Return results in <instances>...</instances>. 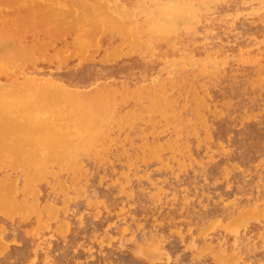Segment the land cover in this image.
<instances>
[{
    "label": "rangeland",
    "instance_id": "rangeland-1",
    "mask_svg": "<svg viewBox=\"0 0 264 264\" xmlns=\"http://www.w3.org/2000/svg\"><path fill=\"white\" fill-rule=\"evenodd\" d=\"M0 69V264H264V0H0Z\"/></svg>",
    "mask_w": 264,
    "mask_h": 264
},
{
    "label": "bare ground",
    "instance_id": "bare-ground-1",
    "mask_svg": "<svg viewBox=\"0 0 264 264\" xmlns=\"http://www.w3.org/2000/svg\"><path fill=\"white\" fill-rule=\"evenodd\" d=\"M59 1V0H58ZM54 3V2H53ZM106 10V9H105ZM76 12V11H75ZM158 12V11H157ZM104 13H105V11H104ZM103 14V13H102ZM107 14V13H106ZM109 15V14H108ZM180 16V15H179ZM109 18H110V16H109ZM112 19V18H111ZM164 19V18H163ZM165 20V19H164ZM163 21V20H162ZM114 25H117V24H114ZM112 27H113V24L111 25ZM10 27H11V25H10ZM158 27H160V26H158ZM161 29L160 30H163V29H165V28H167L165 25L164 26H162V27H160ZM4 29V28H3ZM6 29V28H5ZM152 33V32H151ZM13 35V34H12ZM157 36V35H156ZM6 37V36H5ZM11 37H13V36H11ZM9 38V37H8ZM12 40V39H11ZM9 43V42H8ZM12 47V46H11ZM77 49V48H76ZM78 50V49H77ZM19 51V50H18ZM17 53V52H16ZM4 55V54H3ZM7 55V54H6ZM11 55H12V53H11ZM14 55V54H13ZM17 55H18V53H17ZM9 57H10V55H8ZM7 56V57H8ZM2 58V57H1ZM15 58V57H14ZM8 59V58H7ZM11 59V58H10ZM23 59V58H22ZM18 60V59H17ZM5 61V60H4ZM9 61V60H8ZM83 61V60H82ZM7 62V61H6ZM17 63H19V62H17ZM24 63V62H23ZM10 65H12V64H10ZM17 65H19V64H17ZM18 68V67H17ZM1 70V69H0ZM18 70V69H17ZM6 72V71H5ZM3 73V72H2ZM7 74V73H6ZM12 74V73H11ZM3 76H4V74H3ZM14 76V75H13ZM259 77V76H258ZM258 77H257V79H258ZM256 78V77H255ZM174 80V79H173ZM172 80V81H173ZM5 81V80H4ZM169 81V80H168ZM3 84V83H2ZM4 84H5V82H4ZM7 84V83H6ZM9 85V84H8ZM16 86V85H15ZM16 88V87H15ZM26 88V87H25ZM157 88V87H156ZM29 89V88H28ZM22 90V89H21ZM106 90V89H105ZM164 90V89H163ZM11 91V90H10ZM13 91V90H12ZM11 91V92H12ZM24 91V90H23ZM29 91H30V89H29ZM36 91V90H35ZM34 91V92H35ZM72 91V90H71ZM21 93L23 94V92L21 91ZM26 93H27V91H26ZM39 93V92H38ZM41 93H43V91H41ZM41 93H39V94H41ZM70 93V92H69ZM77 93V92H76ZM5 94V93H4ZM14 94H15V92H14ZM19 94V93H18ZM28 94H29V92H28ZM72 94V93H71ZM74 94V93H73ZM17 95V94H16ZM21 95V94H20ZM31 95V94H30ZM76 95V94H75ZM260 95V94H259ZM2 96V95H1ZM10 96H11V93H10ZM22 96V95H21ZM37 96V95H36ZM35 96V97H36ZM69 96V95H68ZM82 96H84V95H82ZM115 96V95H114ZM5 97V96H4ZM32 97V96H31ZM96 97V96H95ZM2 98V97H1ZM17 98V97H16ZM22 98H23V96H22ZM28 98V97H27ZM99 98V97H98ZM5 100H6V98H5ZM22 100H24V99H22ZM103 100V99H102ZM7 101V100H6ZM1 102V101H0ZM255 102V101H254ZM31 103V102H30ZM247 104V103H246ZM32 105V104H31ZM0 108H3V109H5V110H7V109H11V108H14V109H16V112H17V115H22L24 112H23V109L20 107V104L17 102V103H7V102H5V103H1L0 104ZM30 106V105H29ZM26 108H27V106H26ZM30 108H31V106H30ZM1 110V109H0ZM2 111V110H1ZM27 111H29V110H27ZM25 114V113H24ZM4 116H6L5 114H4ZM19 116H15V117H13L12 119H10V118H8L9 120H7V119H4L3 117L1 118L0 117V140L1 141H3V140H5V138H7V137H11V138H14V140H21V139H26V135H32L33 133H34V131L32 132L31 130H30V128H27L26 127V125H28L29 123H27L28 122V120H26V119H24V118H20ZM27 116V115H26ZM12 117V116H11ZM258 117V116H257ZM2 125H8L9 127H7V129L6 130H3L2 129ZM24 136H26V137H24ZM258 138H260V139H263L264 138V136L262 135V134H259L258 136H257ZM17 140V141H18ZM6 142V141H5ZM13 142H16V141H13ZM2 143V142H1ZM17 143V142H16ZM15 143V144H16ZM11 144V143H10ZM19 144V143H18ZM7 146V145H6ZM8 147V146H7ZM6 147V148H7ZM10 147V146H9ZM12 148L13 147H11V150H12ZM16 149V148H15ZM16 151V150H15ZM11 153H13V152H11ZM15 153V152H14ZM22 153V152H21ZM150 157V156H149ZM35 160H37V159H35ZM148 160V159H147ZM151 160V159H150ZM59 161H60V159H59ZM40 162V161H39ZM64 165V164H63ZM60 166V165H59ZM45 168V167H44ZM38 175V174H37ZM42 175V174H41ZM40 177V176H39ZM2 178V177H1ZM3 180H4V178H3ZM30 195H31V193H30ZM3 201V196H1V194H0V203ZM23 210H25V208L23 209ZM51 217V216H50Z\"/></svg>",
    "mask_w": 264,
    "mask_h": 264
}]
</instances>
